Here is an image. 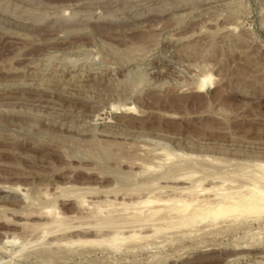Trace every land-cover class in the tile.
Segmentation results:
<instances>
[{
	"label": "rangeland",
	"instance_id": "1",
	"mask_svg": "<svg viewBox=\"0 0 264 264\" xmlns=\"http://www.w3.org/2000/svg\"><path fill=\"white\" fill-rule=\"evenodd\" d=\"M242 183L264 202V0H0V264H264L263 211L120 228Z\"/></svg>",
	"mask_w": 264,
	"mask_h": 264
},
{
	"label": "bare ground",
	"instance_id": "2",
	"mask_svg": "<svg viewBox=\"0 0 264 264\" xmlns=\"http://www.w3.org/2000/svg\"><path fill=\"white\" fill-rule=\"evenodd\" d=\"M202 86V84H200L199 85V87H201ZM176 116V115H175ZM131 119V118H130ZM154 150V149H153ZM156 152V151H155ZM162 153V152H161ZM158 154V153H157ZM166 154H167V152H166ZM163 155H164V153H163ZM154 156H156V155H154ZM159 156V155H158ZM155 158V157H154ZM161 159V158H160ZM199 162H200V159H199ZM229 163V162H228ZM233 163V162H232ZM242 163V162H241ZM182 164V163H181ZM214 164V163H213ZM231 164V163H230ZM250 164V163H249ZM253 164V163H252ZM218 165V164H217ZM229 166V165H228ZM231 166V165H230ZM248 166V165H247ZM231 168V167H230ZM229 168V169H230ZM161 169V168H160ZM159 169V170H160ZM159 170H157V171H159ZM193 170V169H192ZM235 170V169H234ZM191 171V170H190ZM142 172V171H141ZM162 172V171H161ZM168 172H170V171H168L167 170V172H163V175H166ZM173 172V171H172ZM196 172V171H195ZM195 172H193L192 174H194V176L191 174V172L190 173H187V174H183V176H184V178L188 181V180H190V178H195ZM199 172V171H198ZM146 174V173H145ZM144 174V175H145ZM177 174V173H176ZM197 175V174H196ZM232 178V177H231ZM239 178V177H238ZM243 179V178H242ZM186 180H184V181H186ZM234 180V179H233ZM245 181H247L246 179H244ZM252 180H257V178H256V176H254V179H252ZM183 181V178H182V176H177V175H175V176H173V178H172V182L173 183H181ZM195 181H196V179H195ZM213 181V180H212ZM231 182V183H234V185H236L235 184V182L233 181L232 182V180L230 181V180H227V181H224V182ZM167 182H168V180H167ZM188 182H190V181H188ZM214 182V181H213ZM224 182H222V183H224ZM237 182V181H236ZM157 183V182H156ZM187 183V182H186ZM221 183V182H220ZM238 183V182H237ZM154 184V183H153ZM158 184V183H157ZM184 184V183H183ZM188 184H190V183H188ZM200 184H201V182H200ZM199 184V185H200ZM215 184V183H214ZM228 184V183H227ZM165 185V184H164ZM163 185V186H164ZM169 185V184H168ZM185 185H187V184H185ZM198 185V188L199 187H201V185L199 186ZM205 185V184H204ZM221 184H219V186H220ZM229 186H231V184L229 183L228 184ZM238 185V184H237ZM236 185V186H237ZM240 185V184H239ZM235 186L236 188H240V186ZM258 185V184H257ZM65 186V185H64ZM155 186V185H154ZM160 186V185H159ZM173 186H175V185H173ZM184 186V185H183ZM183 186H176V188H178V189H180V190H187V192H186V194L188 195L186 198L187 199H189L188 201H186L187 199H184V197L183 196H181V195H183V193L180 195L181 197H179V198H174V197H172V193H170V194H172L171 195V199L169 198V199H165V197H164V199H162V198H157L156 196H158V194H159V196H160V194L161 195H165L166 194V190H165V193H162V191L160 192V191H158L159 193L157 194L156 193V196L155 195H153L154 193H152V195H153V199H152V197H149L148 196V198H149V200H146V201H144L145 203H147V204H150L151 206L149 207V206H147V204H146V206H144V208H146V210L144 211H139V209H144L143 208V206H141V205H138L139 206V208H137L136 207V209L138 210H134V211H132L133 213H129L128 215V218H124L125 220H128V219H131L132 221H130L129 222V220L128 221H126V222H124V219L123 218H121V219H123V221L122 222H120V223H122V224H124L125 225V227H120V228H124V229H128V227H127V224H128V226L130 225V226H132V228L134 229V227L137 229V227H140V228H143V227H157L156 225H155V222H162V223H164L163 221H165V220H168V221H172V223L174 224V222H173V220L174 221H176L175 222V224L177 225V224H180V225H185V226H187L186 224H189L190 223V226H191V224L193 223H197V222H199V221H203L205 218H207V216H209V214H210V212H215V213H212V214H214V216L216 215L217 216V214H219V212H221V211H223L224 212V210L225 211H229L230 213H232V211H236V210H247V212H248V210H250L249 211V213H256V215H258V212L260 213V212H264V202H261L260 200H263V198H257V194H258V196H259V194L261 195V191L256 187V186H253V184L252 185H250V184H247V183H242V185H241V188L243 187V188H245V189H243V191H244V195H242V194H240L239 195V193H242L241 191H239V190H236V188H235V190H232L231 188L233 187H231L230 188V190H227V189H225V188H222L221 186V190L222 191H224V189L225 190H227L226 192H219L218 190H217V192H216V190H215V193H214V195L215 196H213V197H211L210 198V196L208 197H204L203 196V194H202V192L203 191H201V193H200V190H199V192H197L198 191V189H190L189 187H183ZM215 187L217 186L216 184L214 185ZM62 187V186H61ZM226 187V186H225ZM228 187V186H227ZM175 188V189H176ZM211 188L213 189V187L211 186ZM219 188V187H218ZM229 188V187H228ZM215 189V188H214ZM214 189H213V191H214ZM194 190H197V191H194ZM203 190V189H202ZM205 190H207L206 191V193H208V190L210 191V188L209 189H205L204 188V191ZM220 190V191H221ZM146 191V190H145ZM213 191H211L212 193H213ZM75 192H77V191H75ZM175 192H177V191H175ZM175 192H173V193H175ZM210 192V193H211ZM144 193V192H143ZM167 193H168V191H167ZM178 193V195L180 194L179 192H177ZM176 193V194H177ZM73 194V193H72ZM78 194H80V193H78ZM169 194V195H170ZM201 194H202V196H201ZM70 195V194H69ZM81 195V194H80ZM151 195V196H152ZM168 195V194H167ZM205 195V194H204ZM263 195V194H262ZM261 195V196H262ZM48 196V195H47ZM175 196V195H174ZM177 196V195H176ZM81 197H83V199L82 198H78L79 199V201H78V203L80 204V206L82 207V206H86L87 204H85L84 205V203L86 202V200L84 199V196H81ZM140 197V196H139ZM138 197V198H139ZM154 197H155V201H153L154 200ZM167 198L169 197V196H166ZM189 197V198H188ZM90 198V197H89ZM143 198V197H142ZM140 199H141V197H140ZM152 199V200H151ZM77 200V199H76ZM85 200V201H84ZM98 201V200H97ZM100 201V200H99ZM103 201V200H102ZM123 201V200H122ZM125 201V200H124ZM124 201H123V203H124ZM258 201H260V202H258ZM94 202V201H93ZM92 202V203H93ZM108 202H110L109 204L110 205H115V203L116 202H111V201H107V203ZM133 202V201H132ZM135 203H136V201H134ZM138 202H140V201H138ZM137 202V203H138ZM143 202V201H142ZM144 202H143V204H144ZM76 203V202H75ZM87 203V202H86ZM126 203V202H125ZM124 203V204H125ZM77 204V203H76ZM123 204V205H124ZM139 204H141V203H139ZM154 204V205H153ZM92 205V204H91ZM97 205V204H96ZM98 205H100V204H98ZM116 205H119V204H116ZM126 205V204H125ZM124 205V206H125ZM129 205V204H128ZM127 205V206H128ZM145 205V204H144ZM153 205V206H152ZM90 206V205H89ZM122 205H120V206H116V207H121ZM79 207V206H78ZM80 207V208H81ZM94 207V206H93ZM104 207V206H103ZM142 207V208H141ZM51 208V207H50ZM54 208V207H53ZM83 208V207H82ZM86 208V207H85ZM88 208V207H87ZM90 208V207H89ZM127 208L128 207H124V209L123 210H126L127 211ZM134 207H131V209H133ZM114 209H116V208H114ZM135 209V208H134ZM39 211H40V209H38ZM43 210V209H42ZM91 210H94V209H91ZM128 210H130V209H128ZM28 211V210H27ZM38 211V212H39ZM48 211V210H47ZM46 211V212H47ZM53 211L54 210H49V212L51 213V221L52 222H56L57 223V221L59 220V218H58V215L56 214H53ZM89 211V210H88ZM96 211V210H95ZM102 211V210H101ZM106 211V210H105ZM115 212V214L113 213V215H116V211H117V209L116 210H114ZM243 211V212H244ZM37 212V213H38ZM41 212V211H40ZM111 212V211H110ZM113 212V211H112ZM128 212H131V210L130 211H128ZM242 212V211H241ZM42 213V212H41ZM44 213V212H43ZM49 213V214H50ZM54 213H55V211H54ZM96 213V212H95ZM226 213V212H225ZM230 213H228V215L230 214ZM239 213V212H238ZM21 214V213H20ZM45 214V213H44ZM48 214V215H49ZM108 214H110L109 212H108ZM125 214V213H124ZM126 214H127V212H126ZM126 214L125 215H123L122 217H126ZM227 214V213H226ZM245 214H247V213H245ZM263 214V213H262ZM28 215V214H27ZM29 215H31L30 213H29ZM91 215H92V213H91ZM98 215V214H97ZM232 215H233V213H232ZM244 215V214H243ZM242 215V216H243ZM46 216V215H45ZM49 216V217H50ZM94 216H96V215H94ZM104 217L106 216V215H103ZM102 216V219L104 218ZM110 216L111 217H113L111 214H110ZM110 216H108L109 217V219L111 218ZM229 216H231V215H229ZM228 216V217H229ZM234 216V215H233ZM93 217V216H92ZM98 217V216H97ZM107 217V216H106ZM105 217V218H106ZM129 217H131V218H129ZM222 217V216H221ZM232 217V216H231ZM62 218V217H61ZM83 218V217H82ZM99 218V217H98ZM210 218H211V216H210ZM212 218H215L216 219V217H212ZM223 218V217H222ZM226 218H227V215H226ZM236 218V217H235ZM238 218V217H237ZM9 219V218H8ZM50 219V218H49ZM63 219V218H62ZM87 219V218H86ZM92 219V218H91ZM97 219V218H96ZM114 219H115V217H114ZM120 219V220H121ZM26 220V219H25ZM100 220V219H99ZM105 220V219H104ZM111 221H113L112 219H110ZM110 220H109V222H110ZM119 220V221H120ZM214 220V219H213ZM60 221V220H59ZM106 221V220H105ZM108 221V220H107ZM211 221H212V219H211ZM231 221V220H230ZM64 222V221H63ZM101 222V221H100ZM108 222V223H109ZM124 222V223H123ZM208 222H210L209 221V218H208V221H207V223ZM216 222V221H215ZM50 223V222H49ZM119 223V224H120ZM170 223V222H169ZM195 223V224H196ZM201 223H203V222H201ZM19 224V223H18ZM32 224V226L34 225L35 226V224H34V222L33 223H31ZM37 224V223H36ZM46 224V223H45ZM57 224H59V223H57ZM61 224V223H60ZM113 223H111V226H113V227H119V226H122L121 224L119 225H115V223L112 225ZM171 224V223H170ZM173 224H171L172 226H173ZM223 224V223H222ZM21 225V224H20ZM23 225H24V227H25V225L27 226L28 225V223L27 222H24L23 223ZM37 225H38V227H37ZM36 226H35V230L37 229V228H39L40 229V227H42L43 226V224L41 225V224H37ZM41 225V226H40ZM123 225V226H124ZM155 225V226H154ZM176 225H174L175 227H176ZM198 225V224H197ZM216 225V224H215ZM34 226H33V228L32 229H34ZM79 226V225H78ZM100 226V225H99ZM101 226H104V225H101ZM109 226V225H108ZM173 226V227H174ZM213 226V225H212ZM31 227V226H30ZM113 227H111V228H113ZM160 227V226H159ZM172 227V228H173ZM181 227V226H180ZM27 228V227H26ZM47 228V227H46ZM53 228V227H52ZM100 228V227H99ZM119 228V230L121 231V229ZM153 228V229H154ZM184 228H186V227H184ZM188 228V227H187ZM31 229V228H30ZM29 229V230H30ZM50 229V228H49ZM48 229V230H49ZM110 229V228H109ZM131 229V228H130ZM139 229V228H138ZM152 229V228H151ZM156 229V228H155ZM161 229H162V227H161ZM164 229H167V228H164ZM171 229V228H170ZM47 230V229H46ZM112 230V229H111ZM196 230V229H195ZM110 231V230H109ZM118 232L119 234H121V232ZM128 231H129V229H128ZM127 231V232H128ZM135 231V230H134ZM133 231V232H134ZM143 231H144V229H143ZM146 231V230H145ZM151 231V230H150ZM153 231V230H152ZM131 233H133L132 232V229H131V231H130ZM136 232V231H135ZM138 232H140L139 230H138ZM205 232V231H204ZM52 233H53V231H52ZM122 233H124V231L122 232ZM131 233H129L130 234V236H131ZM141 233V232H140ZM134 234V233H133ZM132 234V235H133ZM139 234V233H138ZM142 234H143V232H142ZM187 234V233H186ZM127 235H128V233H127ZM136 235H137V233H136ZM189 235V234H188ZM129 236V235H128ZM128 236H127V238H125L124 237V239H128ZM138 236V235H137ZM136 236V237H137ZM145 235H143V237H144ZM139 237V236H138ZM137 237V240H139V238ZM140 237H142V235L140 234ZM79 238V237H78ZM11 239V238H10ZM82 239V238H81ZM86 239V238H85ZM114 239V238H113ZM119 239V238H118ZM130 239V238H129ZM131 239H132V237H131ZM130 239V240H131ZM46 240V239H45ZM133 240H134V238H133ZM43 241V240H42ZM68 241V240H67ZM71 241V240H70ZM74 241V240H73ZM121 241V240H120ZM129 241V240H128ZM135 241H136V239H135ZM6 242H8V243H12L13 242V240H11V241H9V240H7ZM44 242V241H43ZM114 242V241H113ZM31 243V242H30ZM45 243H46V241H45ZM44 243V244H45ZM75 243V242H74ZM34 244V243H33ZM49 244H51V242L49 243ZM32 245V244H31ZM47 246V245H46ZM53 246H56V245H53ZM4 247H6V246H4ZM23 247V246H22ZM21 247V248H22ZM50 247V246H49ZM51 248H53V247H51ZM119 248V247H118ZM23 249V248H22Z\"/></svg>",
	"mask_w": 264,
	"mask_h": 264
}]
</instances>
